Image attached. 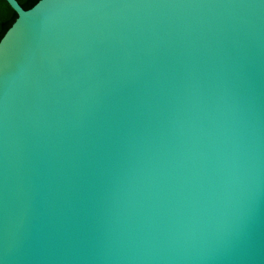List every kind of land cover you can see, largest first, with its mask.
Here are the masks:
<instances>
[{
    "label": "water",
    "instance_id": "1",
    "mask_svg": "<svg viewBox=\"0 0 264 264\" xmlns=\"http://www.w3.org/2000/svg\"><path fill=\"white\" fill-rule=\"evenodd\" d=\"M6 2L0 264H264V0Z\"/></svg>",
    "mask_w": 264,
    "mask_h": 264
},
{
    "label": "trees",
    "instance_id": "2",
    "mask_svg": "<svg viewBox=\"0 0 264 264\" xmlns=\"http://www.w3.org/2000/svg\"><path fill=\"white\" fill-rule=\"evenodd\" d=\"M24 8H29L37 0H17ZM16 18L15 11L6 0H0V38Z\"/></svg>",
    "mask_w": 264,
    "mask_h": 264
}]
</instances>
